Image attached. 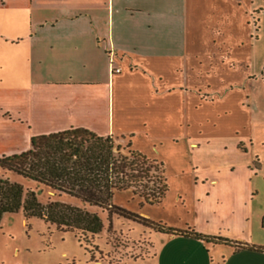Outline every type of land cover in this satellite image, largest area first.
Wrapping results in <instances>:
<instances>
[{
	"label": "crops",
	"instance_id": "obj_1",
	"mask_svg": "<svg viewBox=\"0 0 264 264\" xmlns=\"http://www.w3.org/2000/svg\"><path fill=\"white\" fill-rule=\"evenodd\" d=\"M257 14L264 15V0H0V119L7 123L0 129V155L26 149L32 135L69 127L129 142L146 157L133 147L137 136L197 149L190 134L167 131L186 122L184 113L212 103L204 99L205 83L215 78L224 81L215 101L223 114L230 110L228 95L245 113L242 105L250 101L243 85L264 81L250 74L248 55L238 61L239 53L259 45ZM109 53L117 73L108 71ZM259 62L262 72L264 58ZM238 66L232 87L229 71ZM249 122L248 132L251 124H264ZM160 129L166 133L154 135ZM252 134L232 144L245 154L247 171L212 166L194 175L190 214L162 224L228 243L161 232L163 257L156 264H196L198 256L204 264L205 252L215 264H264V203L256 198L264 194L256 182L264 180V134L257 143ZM154 255L150 250L108 263Z\"/></svg>",
	"mask_w": 264,
	"mask_h": 264
},
{
	"label": "rangeland",
	"instance_id": "obj_2",
	"mask_svg": "<svg viewBox=\"0 0 264 264\" xmlns=\"http://www.w3.org/2000/svg\"><path fill=\"white\" fill-rule=\"evenodd\" d=\"M256 17L257 28L262 25L263 29L259 45H254L249 48V51L238 54L239 62L244 56H249L248 69L254 78L259 73L264 77V71L261 72V66H259V60L264 58V15L259 18L257 14ZM252 21L253 19L250 20V23ZM240 67L242 66L234 67L229 71L233 77V82L229 81V85L232 87L238 85ZM223 82L220 78L207 81L205 84L208 86L206 91L208 95L204 99L209 102L213 99L212 103L196 107L189 115L184 113L182 118H186V122L184 121L181 127H173L167 131L169 134H174L172 136H178L179 133L190 134L199 143L197 149L191 150L182 143L175 145L164 138H155L149 141L137 136L134 139L133 147L144 151L147 158L162 165V177L166 185L162 199L156 204H148L144 203L137 195L132 194L130 190H120L113 193L112 204L153 222L173 223L177 222L178 217H186V214H190L187 209L191 205L190 198L193 197L192 180L194 175L207 173L213 169L212 166L220 172H226L231 166L237 172L247 171L243 166L245 154L235 150L232 144L235 140H246L248 133L249 135L253 133L250 137L256 143L261 141L260 137L264 134V124L258 122L252 125L251 123L255 119L264 122V81L251 78L248 84L243 85L244 92L250 101L244 102L242 105L244 114L239 110V106L234 107L235 101L232 102L229 95L227 102L230 110L226 114L220 110L215 101L219 100L217 95L222 92L220 86H223ZM203 87L201 82L197 81L196 90L202 91ZM251 101H255L258 108H255ZM252 117L253 119H251ZM187 120L189 121L187 122ZM247 121H250L252 126L251 133L248 132ZM6 124V121L1 122L0 119V129ZM164 129H160V133L154 135L166 133ZM117 142L120 146H124L126 143L121 140ZM0 175L18 183L23 190L34 191L40 203L56 200L82 206L77 199L71 196L54 194L48 188L13 172L0 171ZM256 182L259 187H264V180L258 178ZM256 198L259 203H264L262 192ZM84 207L87 211L96 213L102 223L100 232L86 244L91 258L101 259L99 264H109L108 262L119 260L124 256L145 255V252L150 250L155 253L154 259L121 261L118 264H156L159 257H163L160 251L161 232L154 231L141 223L119 215L112 214L108 217L107 212L97 206L85 205ZM187 216L188 219L190 215ZM203 254L204 264L208 262L215 264V257L210 262L208 253ZM196 259H198L196 264H199L201 257L198 256ZM0 264L94 263L88 260L86 252L78 245L71 232L56 230L53 225L44 222L39 217L32 216L24 219L21 211L18 210L13 213H4L0 217Z\"/></svg>",
	"mask_w": 264,
	"mask_h": 264
},
{
	"label": "trees",
	"instance_id": "obj_3",
	"mask_svg": "<svg viewBox=\"0 0 264 264\" xmlns=\"http://www.w3.org/2000/svg\"><path fill=\"white\" fill-rule=\"evenodd\" d=\"M0 171L13 172L40 184L54 194H66L82 206L60 201L40 203L34 191L23 188L0 175V217L21 211L24 219L35 216L61 232H71L76 242L89 255L88 241L102 229L96 213L85 205L97 206L112 214L132 219L154 231L190 235L214 243H228L218 236L175 229L153 222L111 203L114 192L130 190L144 203H158L166 191L162 165L137 150L114 143L81 127L32 135L28 147L17 153L0 155ZM264 226V217L261 219ZM237 247H242L236 244ZM89 258L91 256L89 255Z\"/></svg>",
	"mask_w": 264,
	"mask_h": 264
},
{
	"label": "built area",
	"instance_id": "obj_4",
	"mask_svg": "<svg viewBox=\"0 0 264 264\" xmlns=\"http://www.w3.org/2000/svg\"><path fill=\"white\" fill-rule=\"evenodd\" d=\"M108 71L110 74L117 73L119 71L117 67L113 66V57L110 53L108 54Z\"/></svg>",
	"mask_w": 264,
	"mask_h": 264
}]
</instances>
